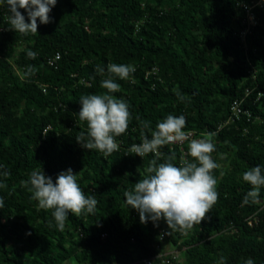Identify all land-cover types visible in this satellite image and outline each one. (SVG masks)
I'll return each instance as SVG.
<instances>
[{
  "label": "trees",
  "instance_id": "1",
  "mask_svg": "<svg viewBox=\"0 0 264 264\" xmlns=\"http://www.w3.org/2000/svg\"><path fill=\"white\" fill-rule=\"evenodd\" d=\"M236 1L57 0L51 22L38 19L37 33L26 36L9 28L8 7L0 3V173H9L0 175L7 185L0 188V264H138L144 258L218 264L221 256L225 264H264V187L256 201L244 203L251 186L242 179L250 168L264 170V0L244 42ZM55 53L53 69L46 59ZM110 63L135 68L127 79L113 77L120 85L114 93L101 87ZM29 65L36 71L25 76ZM88 94H110L129 106L128 129L111 155L76 140L87 132L78 113ZM233 101L249 116L218 128ZM167 115H183L192 139L215 146L218 200L186 233L169 230L163 219L158 226L141 223L124 197L155 158L129 151L141 142L140 121L154 130ZM159 151L157 163L173 153L176 166L182 157L192 160L188 141ZM69 168L98 203L93 214L69 213L61 231L52 210L40 209L21 182L35 169L55 181ZM250 217L255 221L248 225ZM164 246L176 256H157Z\"/></svg>",
  "mask_w": 264,
  "mask_h": 264
},
{
  "label": "clouds",
  "instance_id": "2",
  "mask_svg": "<svg viewBox=\"0 0 264 264\" xmlns=\"http://www.w3.org/2000/svg\"><path fill=\"white\" fill-rule=\"evenodd\" d=\"M0 3H6L8 7L9 28L26 36L37 33L38 19L40 24L51 22L49 14L57 0H0ZM21 9L27 13V19ZM26 55L35 59L37 54L28 50ZM35 71L34 66L29 65L25 76H31ZM96 71L104 75L105 69L98 65ZM134 71L132 65L110 63L107 65L108 77L101 81V87L108 93L117 92L120 85L114 82L113 77L127 79ZM176 94L179 99H184L178 91ZM80 105L79 120L86 122L87 132H81L76 137L77 142L83 148L96 150L105 156L117 151L116 138L127 131L131 119L126 101L110 94H88L81 96ZM140 124L141 142L133 144L129 151L140 157L155 154V158L150 161L144 178L136 182L132 190L124 192L126 205L139 213L141 223L151 220L154 226H158L163 219L169 230L186 233L205 220L206 213L218 200V181L213 175L218 165L211 156L215 146L203 138L190 139L189 133L184 131L186 120L183 115H167L154 130L150 122L140 121ZM144 130L150 133L151 138ZM185 141H188L186 156H190L191 161L182 157L180 166H176L173 153L164 157L165 162L157 163L162 158L160 148ZM0 175L6 178L9 173L3 171ZM242 179L251 186L243 202L256 201L260 189L264 187V170L260 166L250 168L243 173ZM21 183L31 193V199L38 202L40 209L52 210L58 230L65 228L69 213L80 216L93 214L96 210L98 201L95 196L85 195L77 181V174L71 168L59 173L55 181L43 170L35 169ZM6 186L0 182V188ZM3 206V198L0 197V208ZM218 264H225L223 256ZM245 264H254V261L248 259Z\"/></svg>",
  "mask_w": 264,
  "mask_h": 264
},
{
  "label": "built area",
  "instance_id": "3",
  "mask_svg": "<svg viewBox=\"0 0 264 264\" xmlns=\"http://www.w3.org/2000/svg\"><path fill=\"white\" fill-rule=\"evenodd\" d=\"M235 5L237 8H239L243 12L242 21H241L243 28L239 32V37H240L241 41L244 42V38L248 34V32L250 31V28L255 25V20H254L255 18H254L253 10L255 8H263V4H262V0H249L248 2L243 1V0H237ZM3 29H4V27H0V31H4ZM58 59H59V54L55 53L54 55H52L51 57L46 59V64L48 66L52 67L53 69H56V62ZM14 68L15 67L12 66L13 70H14ZM147 74L148 73H146L145 76ZM246 94H247V90L245 89L244 90V96ZM241 100H242V98L240 99V101ZM240 114H243L247 117L249 116V112L247 109L240 108L239 101H233L229 107V115L218 125V128H221L225 125H228L229 123H232L234 120L238 119V116ZM189 138L192 139L190 133H189ZM170 144L171 145H181L182 143L174 142V143H170ZM118 146H119V144H118ZM254 221H255V217L254 218L253 217L247 218V224L248 225H250L251 222H254ZM100 237L102 238V236H100ZM161 237H162V234H160L159 238H161ZM167 254L171 255V253H167V251L166 252L164 251L163 254H160L157 256L163 257ZM172 257H174V256H172ZM161 263L169 264V260L165 259V258L161 259ZM138 264H152V259L151 258H144V259L140 260L138 262Z\"/></svg>",
  "mask_w": 264,
  "mask_h": 264
},
{
  "label": "rangeland",
  "instance_id": "4",
  "mask_svg": "<svg viewBox=\"0 0 264 264\" xmlns=\"http://www.w3.org/2000/svg\"><path fill=\"white\" fill-rule=\"evenodd\" d=\"M164 251H165V252L167 251V253H172V255H173L174 257L176 256V252L173 251V250H170L167 246H164Z\"/></svg>",
  "mask_w": 264,
  "mask_h": 264
}]
</instances>
